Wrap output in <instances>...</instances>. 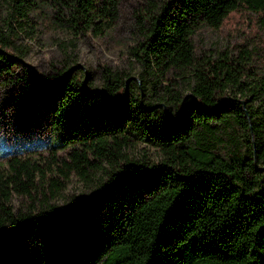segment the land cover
Masks as SVG:
<instances>
[{"label":"trees","instance_id":"trees-1","mask_svg":"<svg viewBox=\"0 0 264 264\" xmlns=\"http://www.w3.org/2000/svg\"><path fill=\"white\" fill-rule=\"evenodd\" d=\"M126 8V67L98 64V84L77 62L24 61L21 35L45 17L102 36ZM245 12L264 30V0H0V81L57 133L0 165V264H264V120L244 104L264 94V51L246 81L239 53L192 42ZM84 118L100 126L80 131ZM222 121L248 134L228 157L194 140ZM73 178L92 191L63 197Z\"/></svg>","mask_w":264,"mask_h":264},{"label":"rangeland","instance_id":"rangeland-1","mask_svg":"<svg viewBox=\"0 0 264 264\" xmlns=\"http://www.w3.org/2000/svg\"><path fill=\"white\" fill-rule=\"evenodd\" d=\"M130 9H124L122 19L112 31L96 36L91 32L83 33L74 28L56 27L48 17H45L36 29L28 27L27 33H22L19 43L26 49L23 55L28 68L41 74L48 69L50 63L61 66L77 62L84 66L94 84H98V64L126 67V47L131 39V23L126 20ZM244 15H232L218 28L200 26L192 36L196 52L210 58H217L221 53L230 55L239 53L252 64L253 72L246 81L255 80L262 74L261 61L264 51V30L255 21L253 14L250 19ZM234 16V17H233ZM250 20V21H249ZM245 57L247 59H245ZM132 67L136 70L135 64ZM6 85L0 81V165L6 164V159L15 153L27 150H39L57 140L56 131L45 123L43 113L30 112L28 105L19 98L20 85ZM243 99L242 97H238ZM244 104L254 113L255 117L264 120V94L257 91L248 97ZM41 114V115H40ZM81 129L91 132L99 126V121L82 119ZM217 139L213 148L223 156L231 155L235 147H245L248 134L231 122L211 123L208 127H199L195 141L198 139L208 144ZM209 145V144H208ZM135 154L144 153L152 160H157L155 149L140 145ZM91 183H84L73 178L63 191V197L88 195L92 191Z\"/></svg>","mask_w":264,"mask_h":264}]
</instances>
